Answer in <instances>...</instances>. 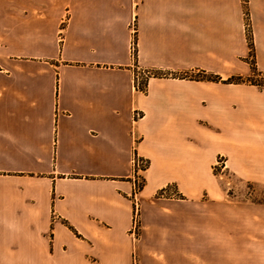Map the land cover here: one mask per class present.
Here are the masks:
<instances>
[{
  "label": "crops",
  "instance_id": "1",
  "mask_svg": "<svg viewBox=\"0 0 264 264\" xmlns=\"http://www.w3.org/2000/svg\"><path fill=\"white\" fill-rule=\"evenodd\" d=\"M247 25L264 72V0H0V264H264Z\"/></svg>",
  "mask_w": 264,
  "mask_h": 264
},
{
  "label": "trees",
  "instance_id": "2",
  "mask_svg": "<svg viewBox=\"0 0 264 264\" xmlns=\"http://www.w3.org/2000/svg\"><path fill=\"white\" fill-rule=\"evenodd\" d=\"M244 3H246V0H244ZM246 7V6H245ZM247 12V11H246ZM248 33V40H249V45H250V53H249V63H250V68L251 72L249 75L243 76V75H232L228 77L226 82L230 83H241V82H246V83H251L259 86H264V72H260L256 69L255 63H254V58L252 55V42H251V35H250V29L247 30ZM133 41H134V50H133V59L135 62L136 59V47H135V34L133 35ZM155 75H157V72H153ZM180 77H189L191 79H201V80H211V81H218L219 77L215 74L205 72L204 70H200L195 74H189V73H181L178 74ZM145 80L137 81L134 80V84L136 87L143 89L144 88V82ZM147 163V161H146ZM145 167V166H144ZM141 185L136 187V190L140 188ZM166 188H163L160 190V193H163Z\"/></svg>",
  "mask_w": 264,
  "mask_h": 264
},
{
  "label": "rangeland",
  "instance_id": "3",
  "mask_svg": "<svg viewBox=\"0 0 264 264\" xmlns=\"http://www.w3.org/2000/svg\"><path fill=\"white\" fill-rule=\"evenodd\" d=\"M250 29L249 26L247 25V30ZM142 158V157H141ZM218 165H224L223 161L221 159H218ZM147 165L146 160H145V166ZM143 169V168H141ZM139 169V170H141ZM137 170V171H139ZM135 171V190L136 187L139 185H142V179L138 178V176L136 175ZM225 176L223 177L224 180V185L225 186H231V191H233V193L238 194L240 196H244V197H250V198H257V195L254 194L252 192V187L248 186L246 183H242L240 184V180L238 178H236L235 176L232 175V173L228 170L223 171ZM228 182V183H227ZM137 191V190H136Z\"/></svg>",
  "mask_w": 264,
  "mask_h": 264
},
{
  "label": "built area",
  "instance_id": "4",
  "mask_svg": "<svg viewBox=\"0 0 264 264\" xmlns=\"http://www.w3.org/2000/svg\"><path fill=\"white\" fill-rule=\"evenodd\" d=\"M130 27L132 29V34L134 35V33H135V26H134L133 22L131 23ZM133 50H134V41H133V36H132V42H131L132 59H133ZM134 80H136V82H137L138 81V77L135 76L134 77ZM134 116H137V113H135ZM133 166H134V171H137V170H139L141 168H144V166H145V160L143 158L138 157V156L135 155L134 158H133ZM135 208H136V211H137V204L135 205ZM137 228H138V222H137V217H135V220L133 222L131 231L132 232H136L137 231Z\"/></svg>",
  "mask_w": 264,
  "mask_h": 264
}]
</instances>
